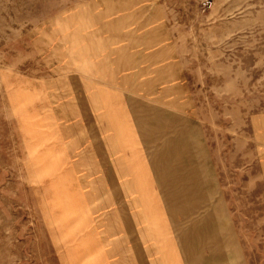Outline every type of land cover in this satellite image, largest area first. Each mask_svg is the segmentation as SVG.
I'll return each instance as SVG.
<instances>
[{"label":"rangeland","instance_id":"1","mask_svg":"<svg viewBox=\"0 0 264 264\" xmlns=\"http://www.w3.org/2000/svg\"><path fill=\"white\" fill-rule=\"evenodd\" d=\"M103 1L0 0V264H141L139 227L155 209L132 186L129 134L111 139V109L92 106L97 86L113 91L153 178L152 160L169 181L186 179L188 142L207 172L197 190H170L188 204L214 192L229 238L164 202L182 264L231 263L210 252L225 254L228 240L234 264H264V0H161L177 41L165 62L129 69L125 52L104 45L101 67L82 61L74 82L62 23L82 12L93 25Z\"/></svg>","mask_w":264,"mask_h":264},{"label":"crops","instance_id":"2","mask_svg":"<svg viewBox=\"0 0 264 264\" xmlns=\"http://www.w3.org/2000/svg\"><path fill=\"white\" fill-rule=\"evenodd\" d=\"M96 22L88 23L86 21L85 14L82 12H74L67 15L66 20L63 21L62 25V37L58 42L65 45L63 47L64 56L62 59L68 61L67 70L70 66L71 61H77L71 64L72 69L69 68L67 75L75 82L80 81L81 77L85 76V72L81 71L82 61L86 59H94L97 61L94 68L99 69L101 64L99 60L106 58L101 56L104 45H113L112 49L117 52H125L126 58L129 59L127 67L132 69L133 67H140L148 71L150 67V59L156 58V56L162 57V61L165 62V52L166 50L177 49L176 37L172 32V29L167 24V13L165 5L161 0H105L101 8L93 14V20ZM54 40V43H58ZM55 44V45H56ZM167 45V46H166ZM179 58V57H178ZM178 58L173 55L174 63ZM112 59V58H110ZM77 67V68H75ZM80 67V68H79ZM96 91L99 93V97H93V108L102 107L103 103L105 108L111 109L112 115H106V120L109 125L111 139H115L114 133L124 132L126 135L129 134V156L132 157V163L129 164V171L132 174V186L138 189V195L143 196V202L147 205H151L153 212H148L147 215L150 217L147 223L144 221V225L139 227L141 232V237L144 239L141 246H138V252L141 253V264H182L180 258V252L175 244L172 237L171 231L166 224L164 218V205L166 204L168 208L171 209L170 215H192L194 218L197 216L208 217V220L212 225H216L217 228L214 229L213 237L218 235L222 236L223 240L229 238V229L226 225L222 224L225 218V211L221 206V203L215 201V193L210 192V189L206 188V193L202 194L206 196L208 207H205L204 212H200L204 202V196L197 197L194 195L191 198L189 204L183 200L178 199L176 195L170 190V187H182L189 183V187L193 186L200 187V178L198 177L200 172H203V168L197 169L195 160L197 155L194 153L193 145L186 146L182 151L188 158L189 166L186 169L187 176L185 178H174L172 181L166 176L165 171H161L158 163L152 160V165L154 167V178L149 171L146 161L139 154V144L135 137V133L132 130L130 121H126L127 114H123L122 108L119 106L118 100L113 94L110 93L111 89H104L101 86L96 87ZM77 92H80L78 90ZM104 92V94H103ZM113 92V91H112ZM87 107V105L85 106ZM119 109V114L115 116L114 110ZM122 111V112H121ZM125 112V111H124ZM129 122V123H128ZM123 129L122 125H128ZM118 126V127H117ZM189 131L187 133V139L192 141L195 139L196 132ZM186 134V133H185ZM125 136V135H124ZM114 137V138H113ZM120 138H125L120 136ZM128 138V137H127ZM154 139V138H153ZM152 139V141H153ZM150 139H147L148 143ZM155 141V140H154ZM192 143V142H191ZM154 146V145H152ZM159 153H157L158 155ZM179 171L184 170V166L180 165ZM135 173H137L135 175ZM181 176V173L178 172ZM205 177L207 175L204 174ZM200 176V175H199ZM206 180L204 179V182ZM158 183L156 189L155 184ZM201 192V190L199 191ZM137 193V192H136ZM165 202V204H164ZM189 206L192 211H187ZM159 211V213H158ZM176 212V213H175ZM211 233V232H210ZM137 239V240H142ZM212 243V242H211ZM151 246L155 251V254L150 258H144L143 248ZM141 247V249H140ZM140 249V250H139ZM226 253L222 254L220 252H215L211 250L210 252L219 261H229L234 264L240 257L237 255L238 250L231 241L226 242L225 249ZM150 253V251H149ZM220 257L221 259H219ZM239 261V260H238ZM218 264H223L220 262Z\"/></svg>","mask_w":264,"mask_h":264}]
</instances>
